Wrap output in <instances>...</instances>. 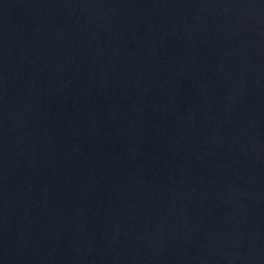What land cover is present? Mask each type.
Instances as JSON below:
<instances>
[{"label": "water", "instance_id": "95a60500", "mask_svg": "<svg viewBox=\"0 0 264 264\" xmlns=\"http://www.w3.org/2000/svg\"><path fill=\"white\" fill-rule=\"evenodd\" d=\"M0 264H264V0H0Z\"/></svg>", "mask_w": 264, "mask_h": 264}]
</instances>
